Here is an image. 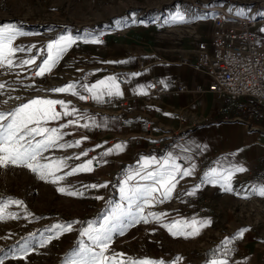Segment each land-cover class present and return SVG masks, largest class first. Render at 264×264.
<instances>
[{
  "label": "rangeland",
  "instance_id": "374dc122",
  "mask_svg": "<svg viewBox=\"0 0 264 264\" xmlns=\"http://www.w3.org/2000/svg\"><path fill=\"white\" fill-rule=\"evenodd\" d=\"M213 10L234 14L242 11L243 15L256 18V29L264 40V31H261L264 28V0H0V26L12 24L27 33L18 36L14 44L25 48L35 45L31 52L17 53L18 58L36 56V63L39 64L46 58L45 47L49 40L69 34L81 37L64 53L52 72L43 77H34V69L17 68L11 72L0 69V83L5 84L0 89V110H10L40 96L71 101L73 106L95 117L97 121L95 114L104 110L105 103L90 99L82 101L71 94L53 93L48 89L69 82L95 83L106 77V73L113 75L112 67L124 63L125 57L145 48L186 55L194 50L196 41L209 40V17ZM177 11L185 15L186 22H170ZM93 38L100 39L102 43L84 42ZM20 80H23V84ZM28 84L32 87H25ZM214 98L219 107L221 100ZM116 104L118 109L105 111V115L121 114L125 108H121L120 100ZM56 107L60 111L59 105ZM236 114L239 113L233 112V116ZM242 116L247 117V114L242 113ZM263 121L257 115L249 123L254 127L260 126L257 132L262 141L258 143L261 150L255 156L246 158L236 151H226L218 156L219 159L226 156L230 165L246 169L233 176V191H224L219 184H203L195 195H185L186 191L201 183L203 174H200L194 181L178 187L172 199L150 209L167 213L166 222L177 217L210 219V225L202 229L199 236L188 239L173 237L159 223H140L127 229L122 236L114 234L109 254L125 253L133 257L163 258L166 261L179 255L183 257L181 264H205L206 250L217 248L225 237L247 229L242 238L231 245L234 250L228 258L229 264H264V196L251 191L253 186L264 183ZM60 122L63 121L51 122L49 126H57ZM241 123L245 122L241 120ZM63 131L70 133L64 137L65 141L85 136L87 139L78 148L55 149L51 154L71 157L89 150L87 157L69 160L70 167L92 157L98 161L94 163L92 172L78 173L61 182V186L70 185L74 190L83 191L84 195L62 194L56 190L57 185L40 180L24 167L0 168V197L24 202L23 207L14 204L9 206L8 211L16 213V218L5 217L0 220V249L3 250L0 255L8 254L4 264H61L65 254L76 246L79 224L73 226L72 232L52 239L46 246H37L24 258H13L12 251L18 250L23 242L21 238L35 233V242L39 235L46 234L47 227L55 223L86 219L97 214L89 221L95 222L98 227L112 207L122 203L118 184L115 192L110 194L109 179L114 172L108 166H112L113 163L109 162L113 159L101 156L107 148L99 151L96 147L100 140L98 128L70 126ZM138 159L137 156L128 161L127 168L136 166ZM201 165L203 168L208 167V164ZM105 183L108 186L103 188L83 187ZM97 196L103 199H96ZM104 202L106 204L101 207Z\"/></svg>",
  "mask_w": 264,
  "mask_h": 264
},
{
  "label": "snow or ice",
  "instance_id": "6c2138e0",
  "mask_svg": "<svg viewBox=\"0 0 264 264\" xmlns=\"http://www.w3.org/2000/svg\"><path fill=\"white\" fill-rule=\"evenodd\" d=\"M237 14L243 15V12L239 11ZM170 22H186L185 15L177 11L170 18ZM261 31H264V28ZM26 34L12 24L0 26V69L9 72L17 68L34 69L32 72L34 77H43L51 73L64 53L81 39L79 36L74 37L69 34L59 35L57 38L49 40L45 47L46 58L37 64L36 56L21 59L16 55L17 53L31 52L32 48L35 47L32 45L25 48L22 45L14 44L18 36ZM84 42L102 43L98 38ZM132 75H139V73ZM19 82L23 84V80ZM4 87L5 84L0 83V89ZM25 87H32V85L28 84ZM48 91L67 93L78 97L79 100L90 99L97 103L106 102V98L111 99L123 95L116 76H107L92 84H81L78 81L69 82L59 87L50 88ZM137 94L146 95L147 92L141 86ZM57 105H59L60 111H57ZM63 118L68 119L64 120ZM57 121L63 122L57 126H49L51 122ZM70 126L90 129L98 128L101 125L97 123L95 117L81 112L71 104V101L63 99L36 96L10 110H0V168L6 169L10 166L27 168L36 174L40 180L57 185L56 190L58 192L69 196H83V191L74 190L70 185L61 186V182L78 173L92 172L94 163H98L97 158L85 159L83 162L70 167L69 160H80L81 157H87L89 150L81 151L71 157H57L51 154L52 150L55 149L78 148L82 141L87 139L85 136L74 141H65L64 137L70 133L63 130ZM96 147L101 146L96 145ZM124 148V143H117L104 150L101 156L107 157L114 153L123 152ZM183 151L187 152L189 149L185 148ZM180 159L183 158L171 151L159 157L141 156L135 167L130 166L125 169L122 177L117 181L122 203L115 204L111 211L103 217L98 227L95 222L88 221L86 227L79 228L76 246L65 254L61 264H181L183 257L179 255L166 261L163 258L133 257L125 253L109 254L114 234L122 236L127 229L140 223H159L173 237L185 239L199 236L202 229L210 225V219H200L195 216L191 218L177 217L166 222L167 213L150 210L154 205L172 199L180 180L194 174L195 163H190L189 166L185 167L178 163ZM244 171H246L244 167L235 165H230L227 168H209L204 172L201 183L194 185L191 190L184 194L195 195L203 184H219L224 191L231 192L233 191L231 187L233 176L235 173ZM107 186L105 183L83 187L103 188ZM251 191L259 196H264V183L253 186ZM95 198L103 199L100 196ZM13 204L24 206L22 200L0 197V220L5 219V217L16 218V213L8 211L9 206ZM27 215L31 216L32 213H27ZM81 223L84 222L73 220L52 224L45 229L46 234L39 235L35 242L33 241L36 234L30 233L27 238H21L23 242L20 243L18 250L12 251V256L13 258H24L37 246H46L52 239H58L62 234L72 232L73 226ZM245 231L247 229L239 230L231 237H225L216 249L211 250L212 258L206 260L205 264H229L228 258L234 250L231 245L235 240L242 238ZM0 252L3 250L0 249ZM7 256V253L0 255V264H4Z\"/></svg>",
  "mask_w": 264,
  "mask_h": 264
},
{
  "label": "crops",
  "instance_id": "0c3cea01",
  "mask_svg": "<svg viewBox=\"0 0 264 264\" xmlns=\"http://www.w3.org/2000/svg\"><path fill=\"white\" fill-rule=\"evenodd\" d=\"M198 41L194 50H188L186 55L141 49L130 57H125L121 65L112 67L110 72L113 75L106 73L107 76L121 73L125 78L124 87H120L123 95L106 98L104 110L95 114L97 123L101 125L98 127V144L101 146L99 151L117 143L125 144L123 152L109 155L113 159L109 163L113 164L108 167L113 172L120 166L125 170L129 165L126 163L137 156L159 157L171 151L183 158L178 160L183 166L187 167L190 163L196 165L194 174L180 180L178 188L194 181L209 168H226L230 165L226 156L223 159L218 157L226 151H236L247 158L255 156L261 150L258 143L262 141L257 132L260 126L249 128L241 121L223 119V114L219 111L221 104L218 107L213 94L193 91L197 84L204 87L208 84L207 76L193 68ZM133 73L139 75H132ZM151 76L162 79L167 85L165 94L153 96L147 91L146 95L137 94L141 86L146 90L148 78ZM171 78L186 83L189 90L184 93L176 92L169 84ZM126 95L136 98V102L125 108L121 114L105 115V111L117 110L116 102L123 100ZM244 101L246 100L241 99L231 103L230 116L237 112L238 106ZM204 117H209L210 121H204ZM184 131H187L186 135L180 136ZM185 148L189 151H183ZM201 164H208V167L203 168Z\"/></svg>",
  "mask_w": 264,
  "mask_h": 264
},
{
  "label": "built area",
  "instance_id": "2783aa9c",
  "mask_svg": "<svg viewBox=\"0 0 264 264\" xmlns=\"http://www.w3.org/2000/svg\"><path fill=\"white\" fill-rule=\"evenodd\" d=\"M209 22L210 38L198 41L193 64L195 70L207 76L208 84L206 87L197 84L193 91L210 92L221 100L219 111L223 119L242 120L246 126L253 128L249 123L257 115L264 119V40L256 29L257 19L220 10L211 14ZM116 77L120 87H124L123 74L118 73ZM169 84L178 93L189 90L187 84L177 78H171ZM165 85L162 79L151 76L146 91L160 96L167 92ZM241 99L246 101L238 106L239 114L230 116L231 103ZM121 102L122 108H127L129 103L136 102V98L126 95ZM242 113H246L247 117H243ZM203 120L209 122L210 118L204 117Z\"/></svg>",
  "mask_w": 264,
  "mask_h": 264
},
{
  "label": "trees",
  "instance_id": "16d2710c",
  "mask_svg": "<svg viewBox=\"0 0 264 264\" xmlns=\"http://www.w3.org/2000/svg\"><path fill=\"white\" fill-rule=\"evenodd\" d=\"M187 131L181 132L180 136L186 135ZM124 171V167L120 166L118 167L115 172L112 174L111 178H110V182H109V188H110V194L112 195L115 191V186L117 185V181L119 180V178L121 177L122 173ZM106 204V202H104L102 204L101 207H103ZM97 214H95L94 216H91L90 218H86V219H78V221L84 222L79 224L80 228L86 225V222H88L90 219L94 218ZM216 249L215 247H212L208 250H206L205 252V260H208L211 257V250Z\"/></svg>",
  "mask_w": 264,
  "mask_h": 264
},
{
  "label": "bare ground",
  "instance_id": "6f19581e",
  "mask_svg": "<svg viewBox=\"0 0 264 264\" xmlns=\"http://www.w3.org/2000/svg\"><path fill=\"white\" fill-rule=\"evenodd\" d=\"M257 24V23H256ZM121 88H123V87H121Z\"/></svg>",
  "mask_w": 264,
  "mask_h": 264
}]
</instances>
